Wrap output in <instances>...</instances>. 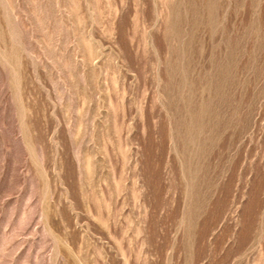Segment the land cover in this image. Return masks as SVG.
Segmentation results:
<instances>
[{
    "label": "rangeland",
    "instance_id": "374dc122",
    "mask_svg": "<svg viewBox=\"0 0 264 264\" xmlns=\"http://www.w3.org/2000/svg\"><path fill=\"white\" fill-rule=\"evenodd\" d=\"M0 264H264V0H0Z\"/></svg>",
    "mask_w": 264,
    "mask_h": 264
}]
</instances>
